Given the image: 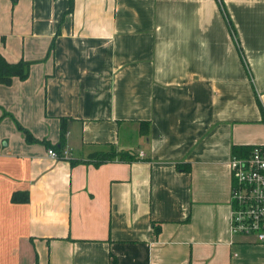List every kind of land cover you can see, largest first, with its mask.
<instances>
[{
	"label": "crops",
	"instance_id": "obj_1",
	"mask_svg": "<svg viewBox=\"0 0 264 264\" xmlns=\"http://www.w3.org/2000/svg\"><path fill=\"white\" fill-rule=\"evenodd\" d=\"M69 4L0 0V54L30 63L0 83V264H264L228 164L264 144V0Z\"/></svg>",
	"mask_w": 264,
	"mask_h": 264
},
{
	"label": "built area",
	"instance_id": "obj_2",
	"mask_svg": "<svg viewBox=\"0 0 264 264\" xmlns=\"http://www.w3.org/2000/svg\"><path fill=\"white\" fill-rule=\"evenodd\" d=\"M47 154L57 158L67 156L68 150L49 147ZM228 164L230 231L264 241V144L254 145L244 154H232Z\"/></svg>",
	"mask_w": 264,
	"mask_h": 264
},
{
	"label": "trees",
	"instance_id": "obj_3",
	"mask_svg": "<svg viewBox=\"0 0 264 264\" xmlns=\"http://www.w3.org/2000/svg\"><path fill=\"white\" fill-rule=\"evenodd\" d=\"M72 1L73 0H69V10H71L72 8ZM220 8L222 9L221 5ZM224 17L226 19V23L228 25V28L230 30L231 33L234 34V28L233 25L229 19V17H227V15L225 14L224 10L222 9ZM235 36V35H234ZM52 46V44H51ZM243 63L246 67V70H248V67L246 65V62L244 60L243 54L241 49H239ZM29 66L30 63L28 61H24L22 59H20L17 62H8L1 54H0V83H4V84H10L12 79L14 77L16 78H20V79H25L28 77L29 74ZM260 107V112H261V116H262V121L264 122V108L261 104H259ZM17 126L19 129H21L24 133V137L27 141L29 142H33V141H37V139L32 136V134L28 131L27 128L23 127L21 124H19L17 122ZM144 133H146V130H143ZM65 136V127H64V118H61V126H60V142L55 145V146H50L51 148L57 150L58 152L61 151V145L63 142ZM44 142H47L46 140H41ZM48 143V142H47ZM250 147H248V145L245 146H233V151H242V150H246L249 149ZM117 157L118 159H132L133 157H135L134 151L132 150H116L115 148L111 147L108 150H100V151H96L93 154H91V158L93 159V161L98 164L101 163L103 161L109 160V159H113ZM180 162H178V168L180 169H189V164L185 163V165H180ZM12 199L13 200H17L19 199L17 192H13L12 195ZM24 199H27V196H24ZM155 232L159 231V227H154ZM112 262L114 263V259H112Z\"/></svg>",
	"mask_w": 264,
	"mask_h": 264
}]
</instances>
